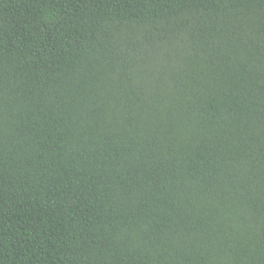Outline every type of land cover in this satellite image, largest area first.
Returning <instances> with one entry per match:
<instances>
[{"label": "trees", "instance_id": "trees-1", "mask_svg": "<svg viewBox=\"0 0 264 264\" xmlns=\"http://www.w3.org/2000/svg\"><path fill=\"white\" fill-rule=\"evenodd\" d=\"M0 264H264V0H0Z\"/></svg>", "mask_w": 264, "mask_h": 264}]
</instances>
